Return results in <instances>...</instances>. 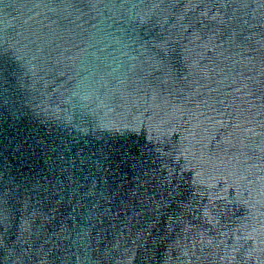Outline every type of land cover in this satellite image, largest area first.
I'll use <instances>...</instances> for the list:
<instances>
[{
  "label": "water",
  "instance_id": "obj_1",
  "mask_svg": "<svg viewBox=\"0 0 264 264\" xmlns=\"http://www.w3.org/2000/svg\"><path fill=\"white\" fill-rule=\"evenodd\" d=\"M0 264H264V0H0Z\"/></svg>",
  "mask_w": 264,
  "mask_h": 264
}]
</instances>
